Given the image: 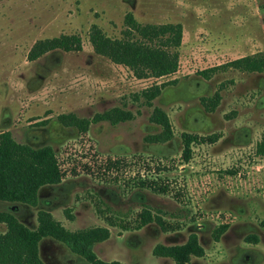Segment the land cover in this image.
I'll use <instances>...</instances> for the list:
<instances>
[{
    "label": "rangeland",
    "instance_id": "obj_1",
    "mask_svg": "<svg viewBox=\"0 0 264 264\" xmlns=\"http://www.w3.org/2000/svg\"><path fill=\"white\" fill-rule=\"evenodd\" d=\"M129 15L140 26H181L174 74L137 79L94 52L92 27L121 40ZM61 35L78 36L82 49L28 61L35 43ZM257 55H264V0H0V133L52 147L59 186H67L61 201L25 206L16 219L35 230L37 213H47L68 231L85 232L84 247L105 229L108 238L91 249L119 242L110 254L123 262L194 237L190 249L202 256L184 264H246V252L252 264H264V156L256 154L264 140V74L227 65ZM154 87L160 92L148 102ZM215 94L220 101L210 111L201 101ZM155 108L168 119L165 143L149 141L162 130L150 120ZM115 110L125 120H97ZM67 115L92 125L82 133L61 122ZM41 123L46 141L32 146L30 130ZM183 136L195 139L188 161ZM254 236L257 243L246 242ZM125 241L141 247L125 251ZM60 250L71 253L53 239L39 243L43 264L62 260Z\"/></svg>",
    "mask_w": 264,
    "mask_h": 264
},
{
    "label": "trees",
    "instance_id": "obj_2",
    "mask_svg": "<svg viewBox=\"0 0 264 264\" xmlns=\"http://www.w3.org/2000/svg\"><path fill=\"white\" fill-rule=\"evenodd\" d=\"M129 29L125 38L112 40L95 27L89 34V43L94 52L107 57L113 64L129 69L137 79L163 78L174 74L178 69L179 55L176 51L181 45L182 28L180 25L164 26H140L129 15L126 21ZM135 33V34H134ZM134 39H130V37ZM82 49L81 39L75 35H61L56 38L39 41L30 49L27 59L33 62L48 52L59 50L62 52H77ZM229 67L246 73L264 74V55L247 56L227 64ZM211 72V71H209ZM202 75L207 76V72ZM151 94L146 95L148 102L159 94V88L154 87ZM147 94V93H146ZM220 97L215 94L210 99H202V103L210 111L219 104ZM116 113V114H115ZM127 117L121 111L103 114L97 120H105L117 123ZM61 122L70 121L80 127V132H87L92 121H79L74 115L61 117ZM151 122L161 127V133L152 137V143H165L171 138V131L165 113L158 108L154 109ZM82 123V127L78 126ZM182 158L188 161L190 158V144L195 139L183 136ZM256 154L264 156V140L256 149ZM233 174V173H231ZM62 176L52 147L31 148L27 145L15 142L11 134L6 131L0 133V203L10 206L24 205L35 207L37 195L41 188L54 186L61 183ZM150 217L147 221H150ZM0 264H43L39 256V243L50 238L67 246L73 253L81 256L89 264H120L118 262L105 263L99 260L91 247L94 243L102 242L108 238V231L97 229L99 234L92 243L85 247L81 245V233L70 232L52 217L44 212L37 213V228L30 230L22 225L10 211H0ZM94 232V233H95ZM87 238V237H86ZM90 237L87 238V241ZM193 242L195 238H191ZM217 241L218 238L215 237ZM257 237L247 239V243H257ZM188 242L183 247L156 246L153 255L161 258H170L179 264L188 261V257L202 256L191 251ZM189 249V250H187ZM196 249V248H195ZM193 252V253H191ZM185 257V259H184ZM183 259V260H182Z\"/></svg>",
    "mask_w": 264,
    "mask_h": 264
},
{
    "label": "flooded vegetation",
    "instance_id": "obj_3",
    "mask_svg": "<svg viewBox=\"0 0 264 264\" xmlns=\"http://www.w3.org/2000/svg\"><path fill=\"white\" fill-rule=\"evenodd\" d=\"M44 125H45L44 123H41L38 127L30 130L31 132H35V136L33 138L30 137V140H29L30 141L29 143L32 146L41 145V144H43L46 141V138L43 135V133H44L43 132V128H44L43 126ZM90 125H92V124L90 123ZM29 147H31V146H29ZM44 147H46V146H44ZM31 148H34V147H31ZM62 182H63V180H61L60 184H62ZM60 184L54 185L56 187L45 186V187L41 188L39 190V192H38V195H37V206L35 208H37L38 206H41V205H43L45 207H50V205H52V203L57 202V201L58 202L61 201L62 192H63V190H66L67 186L66 187L64 185L63 186H59ZM0 205L8 208V210H10L13 214H17V215L22 213L23 211H27L26 207L24 205L10 206L8 204H3V203H0ZM47 239H50V238H47ZM49 241H51V240H49ZM51 242H53V241H51ZM55 246H57V245H55ZM58 246H60V245H58ZM60 248H61V246H60ZM51 250L52 251L50 252V255H52V253H56L59 250V248L54 247ZM61 252L63 254L62 255V260H59L57 257H54L53 258L54 262L52 261L51 263H53V264H76V261H80L81 262L80 264H89L86 260H84L79 255L73 253L72 251H71V253H69V252L63 253V251H61ZM73 254H75L77 257H74ZM79 258L82 259V260H80ZM157 258H161V257H157ZM242 260L246 264H252L253 263V258H252L251 254L249 252L244 253V255L242 256ZM103 262H105V261H103ZM105 263H111V262H105Z\"/></svg>",
    "mask_w": 264,
    "mask_h": 264
},
{
    "label": "crops",
    "instance_id": "obj_4",
    "mask_svg": "<svg viewBox=\"0 0 264 264\" xmlns=\"http://www.w3.org/2000/svg\"><path fill=\"white\" fill-rule=\"evenodd\" d=\"M110 238H111V236H109V239ZM153 241L155 242V239ZM125 242L126 243H124V242L122 243V246H124L125 251L129 250L131 252L134 251V253H135L141 247V244H136V246H132L130 244H127V241H125ZM118 243H116V242L110 243L108 246H106V249L102 248L100 246H97L96 249H93V252L100 260L105 261V262H119L121 264H174L171 260H169L167 258H156V257H154L152 254V250H153L152 246H150L151 249L148 250V252L144 255V257L141 256L138 259L128 260L127 262L124 260V262H123V259L119 260L116 258V256L110 254V252L113 250V246H115ZM163 244H164V246H167L165 243H163ZM97 249L99 251L96 252Z\"/></svg>",
    "mask_w": 264,
    "mask_h": 264
}]
</instances>
